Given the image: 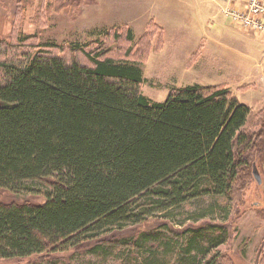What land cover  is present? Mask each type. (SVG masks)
Returning a JSON list of instances; mask_svg holds the SVG:
<instances>
[{"label":"trees","instance_id":"trees-1","mask_svg":"<svg viewBox=\"0 0 264 264\" xmlns=\"http://www.w3.org/2000/svg\"><path fill=\"white\" fill-rule=\"evenodd\" d=\"M106 53L88 54L89 64L49 51L0 61V194L48 184L32 191L44 202H0V259L64 251L155 211L229 198L249 164L252 111L228 88H172L157 102L141 90L136 59ZM184 231L178 241L144 231L90 250L107 257L123 245L128 264H220L224 224Z\"/></svg>","mask_w":264,"mask_h":264},{"label":"rangeland","instance_id":"rangeland-1","mask_svg":"<svg viewBox=\"0 0 264 264\" xmlns=\"http://www.w3.org/2000/svg\"><path fill=\"white\" fill-rule=\"evenodd\" d=\"M207 2L219 7L217 15L204 10V0H0V61H23L26 54L49 51L68 62L89 64V55L104 51L117 59H136L144 80L141 90L154 101H165L172 88L194 84L226 87L234 95L240 81L234 67L240 62L234 58L238 53L234 28L239 25H234L228 13L232 10L229 4ZM158 34L163 42L158 45L155 41L145 49ZM204 35L206 42L201 46ZM130 47L133 50L128 52ZM236 96L251 108L246 130L253 141L249 164L238 175L229 198L203 196L172 210L155 211L145 222L114 230L98 241L64 251L0 259V264H128L134 256L123 245H117L107 257L90 249L94 245L112 247L117 240L144 231L178 241L185 229L210 222L224 224L229 230L227 241L219 248L220 264H264V87L239 90ZM47 185L37 182L31 184L33 190H4L0 202H44L42 193L32 191H44ZM224 206H231L226 219Z\"/></svg>","mask_w":264,"mask_h":264},{"label":"crops","instance_id":"crops-1","mask_svg":"<svg viewBox=\"0 0 264 264\" xmlns=\"http://www.w3.org/2000/svg\"><path fill=\"white\" fill-rule=\"evenodd\" d=\"M204 1H205L204 10L207 11L210 10V12H214L213 15H217V9H219V7H215L216 5L211 2L208 5L207 0ZM212 1L214 3L219 1L220 4L224 3V5L229 4V6L232 9L234 8L236 10H243L247 2V0H212ZM199 5L201 6V3H199ZM198 11H202L201 8H199ZM233 23L234 25L235 24L239 25L236 29L234 28V39L236 41V46H237V49L234 48V50L238 51V53H234V58L240 60L238 66L234 64V67H237V72H239L240 74L239 75L240 81L238 82L237 85L238 87L234 89V95L236 96L239 90L249 89L250 87H254V88L259 87V89L262 90L264 87V33L249 31L244 27H242V24L240 22L235 20ZM206 38L207 36L204 35L200 44L201 46H203L204 43L206 42L205 41ZM155 41L158 42V39H155L154 37L152 43H155ZM252 66L254 67V69L251 68ZM246 86H248L249 88H245Z\"/></svg>","mask_w":264,"mask_h":264},{"label":"built area","instance_id":"built-area-1","mask_svg":"<svg viewBox=\"0 0 264 264\" xmlns=\"http://www.w3.org/2000/svg\"><path fill=\"white\" fill-rule=\"evenodd\" d=\"M228 13L235 21L253 31H264V0H247L243 10L232 9Z\"/></svg>","mask_w":264,"mask_h":264},{"label":"water","instance_id":"water-1","mask_svg":"<svg viewBox=\"0 0 264 264\" xmlns=\"http://www.w3.org/2000/svg\"><path fill=\"white\" fill-rule=\"evenodd\" d=\"M253 172H254V176L256 177L257 181L260 183L262 181V179H261V176H260L258 170L256 169L255 165H254Z\"/></svg>","mask_w":264,"mask_h":264}]
</instances>
